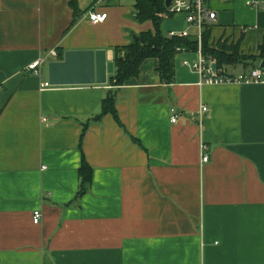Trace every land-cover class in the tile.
Masks as SVG:
<instances>
[{"label": "crops", "instance_id": "0c3cea01", "mask_svg": "<svg viewBox=\"0 0 264 264\" xmlns=\"http://www.w3.org/2000/svg\"><path fill=\"white\" fill-rule=\"evenodd\" d=\"M213 3L205 61L264 79V11ZM134 4L0 0V264H264V83L203 84L196 30L169 16L180 26L168 32L195 45L174 56L173 81L160 79L155 57L113 86V48L154 33ZM94 6L105 21H89ZM100 51L104 83L87 53ZM40 58L35 77L26 67ZM111 93L118 123L99 117ZM83 158L91 182L76 197Z\"/></svg>", "mask_w": 264, "mask_h": 264}, {"label": "trees", "instance_id": "16d2710c", "mask_svg": "<svg viewBox=\"0 0 264 264\" xmlns=\"http://www.w3.org/2000/svg\"><path fill=\"white\" fill-rule=\"evenodd\" d=\"M164 3L165 0H135L134 7L136 9V20L139 22L151 21L154 26V33H141L135 41L126 47L113 48L115 75L110 80L113 86L121 87L129 78L137 77L139 75L141 62L146 58L155 57L159 60L160 79L167 83H171L174 75L173 59L178 52L177 49H181V46L183 45L189 46L190 48L195 47L193 41H189L187 38H168L161 34L160 25L162 20L170 16L167 14V8L164 6ZM237 47L238 46L234 44L228 46L223 44L220 46V49H222V51L230 50L232 56H235L238 52ZM204 49L212 55L216 53V51H212L206 46ZM259 57L264 59V46L260 47ZM100 111L101 114L99 117L109 114L114 117L118 123L117 110L115 109V96L113 93L108 94L107 97L102 100ZM85 130H83L82 137ZM81 146L82 141L79 145L80 149ZM78 175L80 179V187L76 197L84 195L91 182L92 170L84 158Z\"/></svg>", "mask_w": 264, "mask_h": 264}, {"label": "built area", "instance_id": "2783aa9c", "mask_svg": "<svg viewBox=\"0 0 264 264\" xmlns=\"http://www.w3.org/2000/svg\"><path fill=\"white\" fill-rule=\"evenodd\" d=\"M103 1V0H100ZM214 1L224 2L227 0H170L169 7L167 8L168 16H184L188 26L196 30L197 38V55L198 60L192 66L193 70L196 71L200 78H202V83L206 85H230V84H244V83H254L259 84L264 83L262 76V71H254L250 75H236V76H226L222 73H218L216 69H213V65L210 62H206L203 57L202 49V37L201 29L206 25H213L217 21V12L212 9V3ZM99 2V1H98ZM246 6L252 10L264 11V0H243ZM88 19L92 23H101L106 20L107 14L104 12H97L95 6L92 7L87 13ZM188 32L184 31L182 33L169 32L168 38H181L184 39L188 37ZM180 51L181 49H177ZM52 57L56 56L54 52L49 53ZM45 61L44 58L38 59L36 62L31 63L26 67V69L35 77L40 74L39 67ZM49 84H44L42 87H48ZM207 108L202 107L200 113L206 112ZM178 118L177 112L172 109L170 116V123H175ZM45 121V119H43ZM208 156L204 155L201 163H207ZM33 223L38 224L41 215L38 211L32 213Z\"/></svg>", "mask_w": 264, "mask_h": 264}, {"label": "water", "instance_id": "95a60500", "mask_svg": "<svg viewBox=\"0 0 264 264\" xmlns=\"http://www.w3.org/2000/svg\"><path fill=\"white\" fill-rule=\"evenodd\" d=\"M169 3H170V0H165V3H164V6L166 7V8H168L169 6ZM88 54H89V56H90V58L91 59H93L94 60V58H95V63H96V67H97V73H96V82H99V83H104L105 81L103 80L104 78V74H102V72L103 73H105V67H104V65H105V52H97V53H93V52H87ZM73 55V53H71V52H67V54H66V59H68V58H70L71 56ZM98 65H101V67H99ZM57 66H59L57 63H53V64H51V68L49 67V69L51 70V71H53L52 70V68H54V67H57ZM103 67V68H102ZM215 68V65H214V67H213V69ZM260 68L262 69V70H264V60H262L261 61V64H260ZM101 74H102V79H101ZM91 76H92V73H91ZM50 83V82H49ZM92 83V82H91ZM51 85H54V84H52V83H50Z\"/></svg>", "mask_w": 264, "mask_h": 264}, {"label": "rangeland", "instance_id": "374dc122", "mask_svg": "<svg viewBox=\"0 0 264 264\" xmlns=\"http://www.w3.org/2000/svg\"><path fill=\"white\" fill-rule=\"evenodd\" d=\"M227 5H229V4H227ZM212 7H215L214 3H212ZM223 8H225V6H223ZM178 21L179 20H177V18H173V17L163 19L162 23L160 25L161 34L164 35L165 37H168V34H169L168 31L170 29H172V28L175 29V28L180 26Z\"/></svg>", "mask_w": 264, "mask_h": 264}]
</instances>
